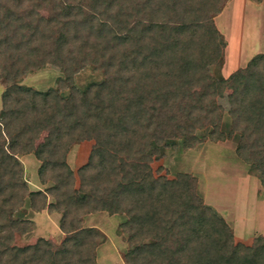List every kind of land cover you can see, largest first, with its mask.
<instances>
[{
	"label": "trees",
	"instance_id": "16d2710c",
	"mask_svg": "<svg viewBox=\"0 0 264 264\" xmlns=\"http://www.w3.org/2000/svg\"><path fill=\"white\" fill-rule=\"evenodd\" d=\"M222 1L0 0V264H96L103 234L81 224L96 211L127 215V264H264V235L234 242L196 176L156 175L151 166L175 139L193 147L211 126L213 140L239 136L236 155L264 187V53L228 77L212 71L227 44L213 18ZM47 64L65 73L60 89L14 82ZM86 66L104 78L79 88L75 76ZM84 140L94 143L77 184L67 155ZM25 153L52 186L30 191L18 157ZM28 196L33 207L62 212L60 243L14 244L32 225L13 217Z\"/></svg>",
	"mask_w": 264,
	"mask_h": 264
},
{
	"label": "rangeland",
	"instance_id": "374dc122",
	"mask_svg": "<svg viewBox=\"0 0 264 264\" xmlns=\"http://www.w3.org/2000/svg\"><path fill=\"white\" fill-rule=\"evenodd\" d=\"M47 12V8L42 11L45 15ZM213 18L227 42L222 64L213 67V72L219 70L224 77H228L234 70L245 67L253 56L264 53V0H224L219 11L213 13ZM64 78L63 70L47 64L13 80L18 85L46 92L50 88L60 89L59 82ZM103 78L102 71L86 66L75 76V82L79 88H85ZM4 90L5 84L0 80V111ZM67 93L68 90H65L64 94ZM219 102L224 109L221 129L228 134L231 128L228 92L219 98ZM210 132L211 126L198 130L197 135L201 141L193 147H185L182 140L175 139L174 144L167 145L161 157L155 159L151 166L156 175L167 174L173 177L177 172H187L196 176L197 190L205 205L226 219L234 242L250 244L256 235H264V187L256 173L250 170L249 164L236 155L239 136L235 134L217 141L212 139ZM45 136L46 133H43L37 139V144ZM93 143L94 140L74 143L68 152L67 162L76 173L77 184V171L88 162ZM18 157L30 191L46 190L53 185L52 181L45 180L46 173L42 171L41 161L34 153L19 154ZM48 201H55V197L48 195ZM13 217L32 222L27 232L16 234V245L33 244L39 238L58 244L65 237L60 226L62 212L48 207H33L29 196ZM81 218L82 225L95 227L103 234L96 250V264H127L125 253L131 245L128 233L121 226L127 215L96 211Z\"/></svg>",
	"mask_w": 264,
	"mask_h": 264
}]
</instances>
